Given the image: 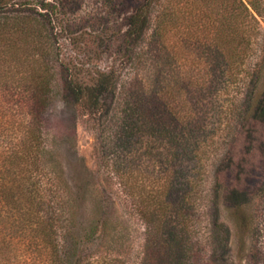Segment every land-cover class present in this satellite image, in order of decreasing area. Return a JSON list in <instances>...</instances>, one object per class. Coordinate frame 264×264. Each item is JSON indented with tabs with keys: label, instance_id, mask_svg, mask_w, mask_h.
I'll use <instances>...</instances> for the list:
<instances>
[{
	"label": "rangeland",
	"instance_id": "1",
	"mask_svg": "<svg viewBox=\"0 0 264 264\" xmlns=\"http://www.w3.org/2000/svg\"><path fill=\"white\" fill-rule=\"evenodd\" d=\"M6 1L0 16H33L46 24L72 84H92L100 73H110L118 82L114 97L97 112L75 97V88L63 91V76L57 72L43 115L47 152L42 160L50 170L61 169L76 190L77 224L85 222L97 193L104 205L109 199L114 202L115 212L93 245V255L104 263L112 259L115 264H141L146 231L136 211L139 197L155 192L166 172L171 188L180 191L183 182L191 187L189 233L179 232L177 223L167 224L178 230L177 238L187 250L184 264H264V116L251 133L253 151L245 168L240 167L248 151L243 134L257 122L256 110L264 99V11L257 16L258 30L245 55L224 70L218 68L220 59L207 54L206 0L156 1L152 19L166 6L163 41L155 42L151 21L143 35L148 57L136 64L124 52L123 38L129 16L144 0ZM32 44L23 35L0 42V92L27 89L22 83L36 80ZM231 71L234 76L225 84ZM13 77L22 83L12 82ZM6 84L11 86L5 89ZM124 85L129 95L141 94L146 103H165L168 109L157 112V130H135L122 145L118 128L127 113ZM152 115L157 120L152 112L146 125ZM199 141L204 142L200 177L192 161L172 160L181 158L183 146ZM113 162L121 163L119 169L127 166L133 195L122 192L119 179L112 177ZM238 210L247 218L244 232L239 230Z\"/></svg>",
	"mask_w": 264,
	"mask_h": 264
},
{
	"label": "trees",
	"instance_id": "2",
	"mask_svg": "<svg viewBox=\"0 0 264 264\" xmlns=\"http://www.w3.org/2000/svg\"><path fill=\"white\" fill-rule=\"evenodd\" d=\"M156 1L159 0H144L129 16L123 44L132 64L145 60L147 56L149 47L145 49L143 35L151 21L155 42L160 44L163 41L166 6L161 5L152 19ZM6 4V0H0V9ZM171 4L169 7L174 6ZM44 5L43 9H46L48 4ZM263 11L264 0H206V49L210 58L223 62L219 69L229 70L245 55L246 47L258 30L257 16H261ZM3 15L0 16V37L3 36L0 40L15 35L31 38L33 71L37 76L35 81L26 82L27 85L20 78L13 77L12 82L22 83L27 89L0 92V264H115L112 259L105 263L100 261L92 249L107 231L109 216L115 212L112 199L104 205L102 195H94V207L90 208L85 222L79 226L76 222V190L69 187L61 169H48L42 159L47 152L43 115L51 99L52 78L57 72L63 76L62 90L74 91L75 88V97L84 101L88 110L97 112L105 107L109 98L114 97L118 82L110 73H100L92 84H72L71 74L60 64L55 46L48 38L46 24L33 16ZM9 48L6 46L5 49ZM209 64L206 59V66ZM232 75L231 71L228 78H224L225 84L230 83ZM10 86L6 84L3 87L8 89ZM124 89L127 113L118 128V142L122 145L135 130H154V127L157 130L160 126L157 112L168 109L165 103H146L141 94L129 95L128 86L124 85ZM152 112L157 120L152 115L153 121L146 125ZM256 113L260 121L255 117L257 122L248 126L243 134V144L248 150L240 159V167L243 168L247 155L253 151L251 133L262 123L264 99ZM203 144L199 141L190 148L183 146L181 158L172 160L192 161L199 176L203 166L199 153ZM117 166L121 163L113 162L112 177L119 179L122 192L133 195L127 185L130 176L127 166L120 169ZM169 176L165 172L164 180L155 192L148 191L139 197L136 211L146 231L141 264L185 263L187 250L177 238L178 230L169 229L167 224L169 221L177 223L179 232L189 233L190 213L187 209L191 205V187L189 182H183L182 190L173 189ZM238 213L239 230L244 232L247 230V218L243 210H238ZM87 247L92 250H87Z\"/></svg>",
	"mask_w": 264,
	"mask_h": 264
}]
</instances>
